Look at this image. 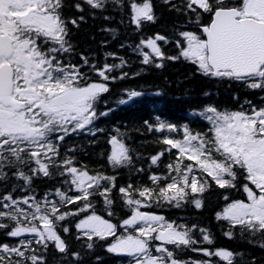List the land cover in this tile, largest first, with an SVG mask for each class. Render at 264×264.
<instances>
[{"label": "snow or ice", "instance_id": "snow-or-ice-1", "mask_svg": "<svg viewBox=\"0 0 264 264\" xmlns=\"http://www.w3.org/2000/svg\"><path fill=\"white\" fill-rule=\"evenodd\" d=\"M163 2L184 18L185 30L175 27L173 39L159 33L141 39L134 51L143 65L163 68L165 60H183L205 77L264 93V0ZM69 7L80 15L67 17ZM109 10H126L137 31L158 20L153 0H73L70 5L67 0H0V233L16 238L15 243L0 240V264H48L50 251L57 253L58 264H84L97 247L129 258L127 264H237L238 257L242 264L243 253L215 247L210 229L169 221L150 209H203L207 195L220 191L226 203L215 218L225 222L223 234L248 243L259 236L264 248V97L260 105L234 97L239 107L231 110L205 106L199 116L209 126L202 132L159 117L156 123L145 121L149 132L164 134L157 139L164 147L150 158L151 165L169 158L165 173L149 175L151 185L117 188L115 176L80 164L75 149L61 151L73 134L104 131L95 121L112 109L98 112L97 107L110 92L109 83L129 75L123 58L99 66L83 54L79 63L70 58L72 29L86 15L112 19L104 15ZM159 42L174 44L176 55H167ZM142 95L132 90L118 103ZM108 143L113 169L133 165L119 130ZM53 177L62 178V188L38 196L35 180ZM114 189L130 210L117 222L110 219ZM233 192L243 198L232 199ZM98 199L106 216L97 212ZM72 221L80 250L66 239ZM185 250L204 259L183 260L178 253Z\"/></svg>", "mask_w": 264, "mask_h": 264}, {"label": "trees", "instance_id": "trees-1", "mask_svg": "<svg viewBox=\"0 0 264 264\" xmlns=\"http://www.w3.org/2000/svg\"><path fill=\"white\" fill-rule=\"evenodd\" d=\"M72 2L73 0H67L69 5ZM153 4L158 20L155 24H145L141 31H137L134 25L127 22L129 17L126 10L123 12L109 10L104 15H109L112 19L105 20L100 15L95 18L86 15L85 22L80 23L78 29H72L71 33V41L75 45V53L70 57L72 62L79 63V54L89 57L97 66L104 63L119 64L120 59L118 58H123L127 62L123 71L129 73L128 77L110 82V92L105 94L97 107L98 112L112 109L107 116L95 121V126L104 131L97 132L95 136L73 134L66 138L61 148L62 152L75 149L74 155L77 161L87 165L89 170L115 176L117 188L128 184L151 185L152 182L148 178L150 174L167 171L164 167L169 162L167 155L162 157L159 166L151 165L150 158L164 147L157 143V139L164 134L149 132L145 121L156 123V118L159 117L165 122L178 126L187 124L193 130L202 132L209 126L208 122L199 116L205 106L215 105L221 109L231 110L238 108L239 103H243L246 99L260 105L261 97H264V93L258 90L253 92L239 82L219 81L205 77L196 71L195 66L183 60L174 62L165 60L163 68L143 65L142 58L134 51L141 39L151 37L156 33L173 39L175 27L178 26L181 30H185L183 28L184 18L171 11L163 0H153ZM65 15L76 17L80 14L69 7L65 9ZM103 29L111 31H103ZM159 43L167 55H176L177 48L174 44ZM144 50L150 51L146 48ZM108 53H114L117 58L109 57ZM120 71L117 69L113 75H118ZM136 73L140 74L136 75ZM132 90L140 91L144 95L135 98L134 102L119 104L118 101L122 98L126 99L127 92ZM234 97H239V103ZM117 130L134 156L133 165L130 167L113 169L107 161V155L111 149L108 141L111 135L117 134ZM137 169L144 171L140 172ZM61 181L60 177L36 179L35 191L38 196H42L47 192L62 188ZM20 194L16 193V195ZM112 198L115 200L112 206L115 215L110 219L117 222L127 218L130 210L124 206L116 189L112 192ZM231 198L241 199L243 196L242 193L233 192ZM225 203L220 191H213L207 195L206 206L203 209L198 210L191 205L180 209L165 205L153 207L150 211L165 216L169 221L187 225L198 224L210 229L215 238V247L232 250L234 253H243L242 264H251L253 260L255 264H264V248L258 246V241L261 240L259 236L252 243H248L246 242L248 238L242 239L236 235L235 238L229 239L223 234L225 222L217 221L215 214L222 209ZM96 209L98 214L106 216L102 200H97ZM66 226L71 229L66 239L73 249L80 250V242L74 239V221ZM0 240L6 243L16 242V238L6 237L3 233H0ZM202 246L207 247V245ZM168 247L173 248L171 245ZM178 255L181 259L188 261L204 259L201 253L189 250L179 252ZM56 257L57 253L50 251L48 264H58ZM97 257H100V260H97ZM128 259L108 254L102 247H97L94 252L85 256L84 264H127ZM237 264H241L239 257Z\"/></svg>", "mask_w": 264, "mask_h": 264}]
</instances>
